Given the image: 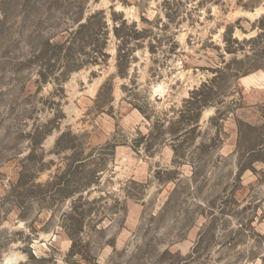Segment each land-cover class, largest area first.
Segmentation results:
<instances>
[{
  "label": "rangeland",
  "instance_id": "374dc122",
  "mask_svg": "<svg viewBox=\"0 0 264 264\" xmlns=\"http://www.w3.org/2000/svg\"><path fill=\"white\" fill-rule=\"evenodd\" d=\"M0 264H264V0H0Z\"/></svg>",
  "mask_w": 264,
  "mask_h": 264
}]
</instances>
